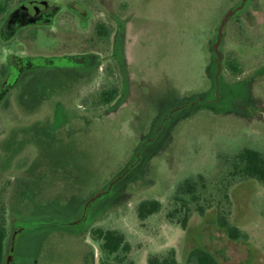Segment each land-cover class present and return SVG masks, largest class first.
<instances>
[{
	"label": "rangeland",
	"instance_id": "374dc122",
	"mask_svg": "<svg viewBox=\"0 0 264 264\" xmlns=\"http://www.w3.org/2000/svg\"><path fill=\"white\" fill-rule=\"evenodd\" d=\"M49 1L62 6L54 25L27 28L33 39L23 31L0 40V67L12 55L78 52L80 31L85 42L95 36L82 51L96 55V73L27 71L0 102L7 248L19 229L11 264H100L94 227L123 232L136 264L171 249L194 264L196 247L220 264H264V185L232 175L241 149L264 152V0ZM18 2H1L0 25ZM72 3L89 12L86 28ZM100 22L111 29L103 42ZM111 89L114 100L103 102ZM187 178L198 181L199 198L184 196L182 228L167 214ZM145 199L161 210L142 221ZM220 214L247 238L229 237Z\"/></svg>",
	"mask_w": 264,
	"mask_h": 264
},
{
	"label": "trees",
	"instance_id": "16d2710c",
	"mask_svg": "<svg viewBox=\"0 0 264 264\" xmlns=\"http://www.w3.org/2000/svg\"><path fill=\"white\" fill-rule=\"evenodd\" d=\"M3 9L0 2V11ZM99 28V34H101ZM234 69L236 65H231ZM116 95V89L105 91L102 95L103 102H109ZM232 175L242 179H255L264 185V152L251 147L241 149L233 159ZM198 181L191 178L185 179L179 184L174 195V200L180 204L175 206L167 216L186 228L189 218V206L184 196L190 197L193 202L198 201L197 195ZM161 210V202L158 199H145L137 205V215L140 220L147 219L150 215ZM203 212V208L199 209ZM217 224L225 230L229 237L233 239H246L247 234L239 227L229 221L226 215L220 214L217 217ZM92 239L99 243L101 250L100 264H136L133 260H128L127 254L131 250V245L123 232L117 229H106L94 227L90 230ZM6 219L2 215L0 221V264H4L6 258ZM149 264H181L176 257L174 249L167 255H152L149 257ZM187 262L194 264H220L219 260L209 250L196 247L188 255Z\"/></svg>",
	"mask_w": 264,
	"mask_h": 264
},
{
	"label": "flooded vegetation",
	"instance_id": "af4514ba",
	"mask_svg": "<svg viewBox=\"0 0 264 264\" xmlns=\"http://www.w3.org/2000/svg\"><path fill=\"white\" fill-rule=\"evenodd\" d=\"M9 1V0H0ZM44 1L45 5L42 7L36 5V2ZM32 2V3H31ZM52 7L53 9H48ZM242 5L240 6V8ZM33 9L34 14H32V20L27 18L28 9ZM71 11L80 19L79 26L84 29L87 27V21L81 20V18L88 19L90 14L89 12L81 6H77L75 3L70 4ZM62 6L57 2H51L49 0H19L18 4L12 9L8 10L3 22L0 25V40L2 42H9L23 31H26L27 37L34 38V33L27 30V28L34 27H52L55 23L56 16L61 12ZM99 28L101 34H99ZM78 31V30H77ZM121 32V25L118 27V34ZM54 34L55 31H52ZM62 34L70 37L68 31L61 32ZM76 34V33H75ZM80 31H78L77 37L79 44L74 46L77 48L78 52L68 53L62 52L53 57H27V55H12L8 58L7 64H3L0 67V76L3 78L0 80V102L5 98L8 92L14 87L20 77L27 71H37L38 69H50L53 67H58L63 70L74 71L76 74L81 75L80 72L90 71L95 72V65L97 57L94 53L88 51H82L83 45H89V47L94 46V35H90L86 42L81 40ZM94 34L98 39L103 42L107 40L111 35V29L104 22L97 23L95 26ZM221 38V37H220ZM220 40V39H218ZM119 39L116 38V45L118 44ZM44 59H52L54 63H44ZM81 77V76H80ZM80 80V79H79ZM105 92V91H104ZM102 93V95L104 94ZM111 99L109 102L113 101ZM108 103V102H105ZM2 218V216H1ZM0 218V220H1ZM6 219V218H5ZM18 234L19 229L15 232V236L10 244V247L7 248L8 242V231L6 237V258L4 264H11L13 261L15 249L18 243Z\"/></svg>",
	"mask_w": 264,
	"mask_h": 264
},
{
	"label": "water",
	"instance_id": "95a60500",
	"mask_svg": "<svg viewBox=\"0 0 264 264\" xmlns=\"http://www.w3.org/2000/svg\"><path fill=\"white\" fill-rule=\"evenodd\" d=\"M31 3H32V2H31ZM36 5L42 7L43 5H45V3H44V1H38V2H36ZM239 8H240V7H238L237 9H235V10L229 12V13L224 17V19L222 20V22H221V26H220V29H219V39H220V37H221V35H222V28H223V26H224L226 20H227V19H228V18H229V17H230L235 11H237ZM48 9H53V8L50 7V8H48ZM26 13H27V15H26L27 18L30 19V20H32L31 16H32V14H34L33 9H32V8H31V9H28V11H27ZM43 62H44V63H47V64H50V63H54V60H52V59H44ZM218 67H219V66H218Z\"/></svg>",
	"mask_w": 264,
	"mask_h": 264
}]
</instances>
